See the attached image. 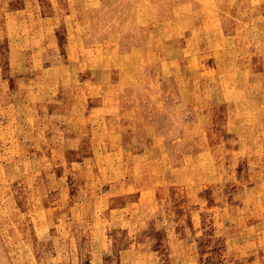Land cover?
Wrapping results in <instances>:
<instances>
[{"label": "rangeland", "instance_id": "374dc122", "mask_svg": "<svg viewBox=\"0 0 264 264\" xmlns=\"http://www.w3.org/2000/svg\"><path fill=\"white\" fill-rule=\"evenodd\" d=\"M97 3L0 0V264H264V0H122L119 49L90 47L78 10ZM71 10L37 37L38 15ZM69 23L70 80L42 63L67 60L60 43L39 50ZM87 61L136 62L128 95L73 90L103 83Z\"/></svg>", "mask_w": 264, "mask_h": 264}, {"label": "bare ground", "instance_id": "6f19581e", "mask_svg": "<svg viewBox=\"0 0 264 264\" xmlns=\"http://www.w3.org/2000/svg\"><path fill=\"white\" fill-rule=\"evenodd\" d=\"M97 1L98 3L95 5L94 11L92 12H88L87 8L83 10H78V13L84 18L86 23H88V25L87 24L86 25L90 29L89 30L90 35L94 37L90 47L94 45L95 41L98 39L99 34H102V38L104 39L110 37L112 41H116V43L115 44L113 43V44L117 49H119V42L115 40V34H119L121 38L131 39L135 41L136 31L134 30L136 29V24H135L136 23L135 22V10L136 9L134 5L128 4L125 8V13H122L120 11L121 10L120 5H121L122 0H97ZM127 1L128 3L130 2V0H127ZM37 4L39 6H42L43 0H37ZM14 10L18 14V10L16 8ZM42 10H45V9H42ZM137 11H140L139 8ZM69 14L70 15H67L65 13L62 14L61 12H57V13L48 12L45 14L38 15L37 17L38 26L36 27V30H35L37 37H39L42 33L41 24H43L44 22L46 24L50 22L57 26H61L62 24L60 22V19L62 17L74 18L76 15L74 10H71ZM17 16L19 18V15ZM109 18L111 20H109ZM65 26L66 28L69 29V39L66 42L53 39V42L50 43L49 46L42 45L41 49L39 48V50L47 51V53H49V51H51L52 53H55V51L57 50V47L55 44L60 43V49H64L66 51L67 60L65 62H60L58 60H55L56 57L54 58L51 57L49 59H42V63L45 61L46 64L49 65L50 67L57 65V66H60L62 69L68 68L67 70L69 72L68 74H66V76L70 80L71 78H75L76 76L75 67H77V65L79 64H84L80 62L79 59H77V57H79V50L85 48V41L82 42L81 40L77 38L71 37V35L74 33L71 30L70 23ZM47 28L49 32L50 31L49 27ZM112 30H115V32L111 33ZM74 35H77V34H74ZM67 51H70L71 53H67ZM33 57L35 56L33 55ZM36 59H39V58H36ZM86 64L90 66L99 65L101 67L100 73L102 75L103 83L98 82V81L97 82L92 81L88 84H85L84 86H76L72 88L73 90L80 89L84 91L86 95L89 96L92 100L96 98V94L100 91V89H103L105 98L102 101V103L104 104L108 103L109 101H107V99H110L114 95H118L121 98L126 97L128 95L126 93L127 83L131 81L133 75L136 73V70L139 69V67L136 68V62H128V61H118V62L101 61V62H95V63L87 61ZM143 65H147V64H142L141 66ZM22 76L24 77V80L26 81L27 80L26 75H22ZM51 80L53 82H58L59 74L54 73L53 75H51ZM30 83H35V82L30 80L29 85ZM120 87H123L124 89ZM53 89H55V87L52 88L51 90ZM33 92L36 93V91L34 90ZM30 93H31V90H29V94ZM26 107L30 108V105ZM35 107H38V105L34 106L33 108ZM133 110H134V107L130 105V106L125 107L124 110L122 111L132 112ZM128 121H129L128 119L125 120V122H128ZM138 191L142 192L143 190L139 189Z\"/></svg>", "mask_w": 264, "mask_h": 264}, {"label": "crops", "instance_id": "0c3cea01", "mask_svg": "<svg viewBox=\"0 0 264 264\" xmlns=\"http://www.w3.org/2000/svg\"><path fill=\"white\" fill-rule=\"evenodd\" d=\"M55 31H56V29L54 30V32H53V34L55 33ZM89 32V31H88ZM142 64V63H141ZM145 64H147V63H145ZM141 127H142V130L140 131V132H138L137 133V131H136V137H138V135L137 134H139V133H143L144 135H146V132L148 131V130H150V129H152V127L154 126H150V125H147V126H144L143 124H139ZM136 127H137V125H136ZM140 127V128H141ZM154 128V127H153ZM144 139H145V137H144ZM74 141V138L72 137V135L69 133L68 134V138H67V144H68V146L70 147L71 146V143ZM71 148V147H70ZM65 154H67V156L66 157H68V155L71 153V151H68L67 149H65ZM69 158V157H68ZM229 158H231V156H229ZM231 160V159H230ZM252 262H248V264H251ZM253 263H254V261H253Z\"/></svg>", "mask_w": 264, "mask_h": 264}]
</instances>
